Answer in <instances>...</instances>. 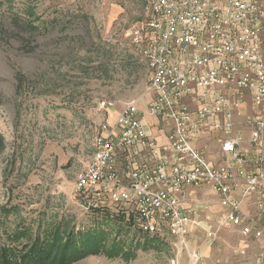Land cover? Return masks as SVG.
Returning <instances> with one entry per match:
<instances>
[{
    "label": "rangeland",
    "instance_id": "374dc122",
    "mask_svg": "<svg viewBox=\"0 0 264 264\" xmlns=\"http://www.w3.org/2000/svg\"><path fill=\"white\" fill-rule=\"evenodd\" d=\"M144 6L145 0H0V261L21 264L33 248L41 257L52 245L59 254L70 234L79 239L102 230L108 247L116 241L134 256L89 255L73 264H264L260 243L224 224L209 187L191 191L188 201L210 211L174 237L164 229L165 236L141 233L111 211L85 212L76 197L97 138L130 102L148 110L149 69L132 40ZM102 101L115 106L101 109ZM213 144L205 139L198 147L207 146L204 156L219 164Z\"/></svg>",
    "mask_w": 264,
    "mask_h": 264
},
{
    "label": "built area",
    "instance_id": "2783aa9c",
    "mask_svg": "<svg viewBox=\"0 0 264 264\" xmlns=\"http://www.w3.org/2000/svg\"><path fill=\"white\" fill-rule=\"evenodd\" d=\"M143 14L132 40L149 69L148 110L130 102L97 138L76 197L85 212L111 211L141 233L174 237L210 211L188 201L209 187L224 224L264 252V0H145ZM147 118L168 131L165 145L150 137ZM205 139L221 163L204 156Z\"/></svg>",
    "mask_w": 264,
    "mask_h": 264
},
{
    "label": "trees",
    "instance_id": "16d2710c",
    "mask_svg": "<svg viewBox=\"0 0 264 264\" xmlns=\"http://www.w3.org/2000/svg\"><path fill=\"white\" fill-rule=\"evenodd\" d=\"M1 140V137H0ZM65 244L61 247V252L55 254V245L48 246L47 250H43L41 257L35 254L36 249L33 248L30 255L25 256V262L21 264H32L31 259L36 261V264H73L89 255L105 254L110 259L119 258L121 256L130 259L134 254L126 253L124 249L116 241H113L111 246L106 245L107 234L102 230L88 231L79 239L70 234ZM69 237V236H68ZM35 259V260H34ZM29 260V262H27ZM38 260V261H37ZM0 264H12L9 260L4 258Z\"/></svg>",
    "mask_w": 264,
    "mask_h": 264
},
{
    "label": "crops",
    "instance_id": "0c3cea01",
    "mask_svg": "<svg viewBox=\"0 0 264 264\" xmlns=\"http://www.w3.org/2000/svg\"><path fill=\"white\" fill-rule=\"evenodd\" d=\"M146 128L150 137L155 140L160 145H165L168 141L167 134L168 131L161 126L160 120L156 118H147ZM213 148L218 150V146L213 144Z\"/></svg>",
    "mask_w": 264,
    "mask_h": 264
}]
</instances>
